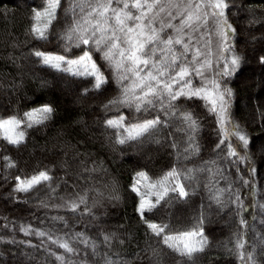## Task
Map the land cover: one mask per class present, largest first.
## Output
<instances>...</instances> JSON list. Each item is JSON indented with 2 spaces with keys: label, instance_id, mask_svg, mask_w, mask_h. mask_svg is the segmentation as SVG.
I'll use <instances>...</instances> for the list:
<instances>
[{
  "label": "trees",
  "instance_id": "obj_1",
  "mask_svg": "<svg viewBox=\"0 0 264 264\" xmlns=\"http://www.w3.org/2000/svg\"><path fill=\"white\" fill-rule=\"evenodd\" d=\"M68 3L62 0L45 41L35 39L30 31L32 9L43 8L44 0H0V118L23 119L25 112L43 105L53 109L43 123L32 127L23 123L21 144L0 139V264H61L57 255L66 264H104L105 255L120 264H241L235 248L241 234L254 264H264V243L259 239L264 235V212L253 207L264 203V0H227L224 10L235 30L227 53L230 59L240 57V63L231 75L217 81L221 89H231L229 118L248 136L247 150L235 137L217 148L224 138L217 116L210 112L211 105L197 97H181L167 112L160 103L141 112L134 103L109 105L122 98L123 89L131 87L136 77L128 73L131 79L121 80L123 70L118 72L94 46L92 60L106 81L99 89L92 76L44 65L34 52L72 59L87 50L82 44L66 48L61 39L73 20L71 14L64 15ZM250 35L254 46L248 43ZM192 81L201 87L199 76L193 74ZM184 112L198 121L196 132L183 123ZM120 115L129 124L159 115L167 125L140 140L120 144L118 138L127 133L106 124ZM189 136L194 137L192 146H199L198 154L191 149L185 153ZM228 143L248 159H229ZM4 157L15 166L8 167ZM173 168L181 178L168 186L183 183L189 196L179 199L169 192L142 218L137 212L141 198L155 201L160 189L152 185ZM40 171H47L52 179L28 193L14 191L17 176L30 178ZM140 172L148 179L137 184ZM134 184L138 192L132 190ZM237 193L246 211L233 203ZM217 195L219 202L213 198ZM80 196L86 197V203L70 211V202H78ZM242 217L248 222L245 227L240 224ZM200 220L208 244L191 259L169 249L148 228V223L167 224L168 232L176 233L193 229ZM22 227L33 231L25 234ZM37 231L46 235L40 237ZM77 233L98 245L95 255L90 246L73 239ZM104 235L111 237L110 243L103 242ZM49 236L68 240L75 252L66 253Z\"/></svg>",
  "mask_w": 264,
  "mask_h": 264
},
{
  "label": "snow or ice",
  "instance_id": "obj_2",
  "mask_svg": "<svg viewBox=\"0 0 264 264\" xmlns=\"http://www.w3.org/2000/svg\"><path fill=\"white\" fill-rule=\"evenodd\" d=\"M168 4L180 9L175 15L169 14L167 20H160V26L156 24L159 14L165 11L162 4ZM62 6V0H44V6L41 9H32L31 33L37 40H48L53 28L54 22L58 19V10ZM227 0H69L68 7L64 8V15H72V23L64 30L61 39L66 41L65 47H80L86 45L87 50L77 59H66L63 55H53L41 51L34 52V55L40 58L41 62L51 68L59 71L70 72L76 76L95 77L94 87L99 89L106 82L99 73L96 63L92 60L93 46L95 50L102 53V58L115 66L119 72L123 70L120 79L129 80L131 73L136 77L131 87H125L122 92V98L109 101V105L114 104H133L137 112L148 111L154 108L156 103H160L161 109L169 111L175 107L173 101L181 97L192 99L197 97L205 100L206 105H211L210 112L216 114L217 123L221 128L224 138L220 140L217 148L225 144L228 137L238 139L245 150L249 146L248 136L241 132L238 125H235L229 118V101L232 92L229 88L221 89L217 80L210 81V87L193 85V74L201 78L205 72L212 66L210 60L206 58L209 53L201 51L197 45L203 36L196 35L207 25L208 17L216 20L217 27L220 29V35L224 41L229 39L231 32L235 30L228 23L225 17V9L228 8ZM135 10V11H133ZM178 19L177 24L170 21ZM227 29V31H225ZM170 30V32L168 31ZM90 33V35H89ZM164 34V35H162ZM206 43H208L206 41ZM179 46V47H178ZM224 51H230V48L224 47ZM189 54H191L190 59ZM118 57V59H117ZM89 62L91 66L89 67ZM240 57L232 56L230 60L225 58L222 71L216 73L217 76H228L239 66ZM264 63V58H262ZM68 65V67H62ZM72 66H77L73 71ZM167 99V105L164 100ZM109 105H106L107 108ZM53 109L48 105L32 109L24 113V118L16 116L7 119L0 118V139L6 140L9 144L19 145L24 140V132L20 126L27 122L28 127L34 124L43 123L49 118ZM174 117L176 112L171 113ZM183 123L191 132L198 130V121L190 112H184L181 116ZM108 127L120 129L123 128L127 135H121L118 143L124 144L130 140H140L143 137L151 135L160 127L166 126L167 121L161 119L158 115L152 119H144L136 123H126L125 117L120 115L116 119L106 121ZM193 136H189V147L185 148V153L192 150L193 154H198L199 146L193 147L191 141ZM173 147H176L173 144ZM236 157L240 162L248 159L247 155L240 156L231 143H228V158ZM8 167L15 165L9 160ZM215 163V162H213ZM193 169H188L192 173ZM198 171V170H195ZM255 172V169L252 170ZM140 180H147L144 172L137 173ZM181 178V173L176 169H171L160 180L152 185L153 188L160 189L155 201L145 200L143 197L137 207V212L144 218L147 212L152 211L161 200L168 197L169 192L176 193L179 199H186L189 192L183 183H175L171 187L168 185ZM185 179L190 177L185 176ZM52 178L47 171H40L38 175L30 178L16 177L15 192L28 193L37 185L49 182ZM245 186H249V181H243ZM254 187V186H252ZM133 191L138 192L136 184L133 185ZM54 191V189H53ZM225 189H220L222 193ZM252 195H255L253 192ZM219 202V196H214ZM86 203V197L80 196L79 201L70 202L69 210L75 212L79 204ZM233 203L240 211H246L244 202L237 193ZM253 207L259 208L264 212V203L254 204ZM247 221L240 220L242 227L247 225ZM203 220L191 230L169 233L167 224L148 223V228L153 234L161 237L164 245L181 256L191 259L195 254L202 252L208 244L207 237L203 234ZM25 234L33 231L29 228H21ZM36 235L43 237L46 233L42 231L35 232ZM79 238L86 246L93 249L96 254L98 245L94 241L83 236V233H77L73 238ZM52 243L62 248L66 253H73L75 249L68 240L52 239ZM264 243V235L259 237ZM111 237L104 235L103 242L110 243ZM238 259L241 264H254V256L246 250V241L241 234L236 241ZM55 255V253H53ZM56 259L61 264H66L63 256L57 255ZM104 264H120L114 261L110 256L103 257Z\"/></svg>",
  "mask_w": 264,
  "mask_h": 264
},
{
  "label": "rangeland",
  "instance_id": "obj_3",
  "mask_svg": "<svg viewBox=\"0 0 264 264\" xmlns=\"http://www.w3.org/2000/svg\"><path fill=\"white\" fill-rule=\"evenodd\" d=\"M162 6L165 8V11L163 13L159 14L158 20H157L156 24L154 25L157 28L160 26V24H159L160 20H167L169 17V14L175 15L178 11H180V9H177L176 7L168 5L166 3L162 4ZM170 22L175 25L178 23V19H173ZM168 31L170 32V30H168ZM225 31H227V29H225ZM219 33H220V29L217 27L216 20L213 19L211 16H209L207 25L202 29V31L200 33L196 34V35L204 37V40H201L200 43L197 45V47H199L201 49V51L206 53V54L210 52L209 55H206V58L208 60H210L212 63V66L209 67L207 69V71L205 72L203 80L200 77L201 86L210 87V83H209L210 81H212L214 79L217 80L218 78L221 79L220 77H224V76H217L216 73L218 71H222L223 64L225 62V58L230 60L229 54L227 53L229 51L223 50L224 47H227V44L230 41V35H229V39L224 41ZM254 36L257 37L256 34ZM254 36L250 35L248 38V43L251 45L253 44V46H254V41H253L254 39H252V38ZM206 41L208 43H206ZM253 49H254V47L252 48V50ZM78 57H75L72 59H77ZM72 59H70V60H72ZM90 66H91V62H89V67ZM62 67H68V65H62ZM76 67L77 66H72L73 71H75ZM68 73H70V72H68ZM99 73H100V71H99ZM88 76H92V75H88ZM92 77H94V76H92ZM94 79H95V77H94ZM74 103L75 104L77 103V105H78V102L76 100H74ZM22 127H23V124H21V126H20L21 130H22Z\"/></svg>",
  "mask_w": 264,
  "mask_h": 264
}]
</instances>
